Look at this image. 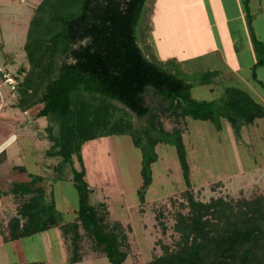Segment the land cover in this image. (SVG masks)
I'll list each match as a JSON object with an SVG mask.
<instances>
[{"label": "trees", "instance_id": "16d2710c", "mask_svg": "<svg viewBox=\"0 0 264 264\" xmlns=\"http://www.w3.org/2000/svg\"><path fill=\"white\" fill-rule=\"evenodd\" d=\"M145 2L41 0L34 8L21 47L26 62L16 73V106L25 111L40 105L34 117L49 122L45 155L58 159L55 178L72 183L77 209L74 217L62 219L53 201L46 202L44 189L33 188L42 177L29 175L28 183H11L4 192L13 196L15 209L3 237L17 240L55 228L65 245V264L82 262L89 251L124 264L130 250L126 230L110 219L105 202L92 201L81 148L99 137L128 135L141 153L139 203L152 183L153 148L160 143L175 148L186 187L181 201L172 202L177 239L162 244V253L144 264H264V193L235 201L196 200L183 144L186 118L216 126L223 118L240 141L244 127L264 118V106L234 87L218 100L193 99L172 66L148 58L138 43ZM243 3L250 27L248 0ZM251 40L260 56L255 68L264 59L253 34ZM132 116L141 125L135 126ZM159 224L165 232L164 222Z\"/></svg>", "mask_w": 264, "mask_h": 264}, {"label": "rangeland", "instance_id": "374dc122", "mask_svg": "<svg viewBox=\"0 0 264 264\" xmlns=\"http://www.w3.org/2000/svg\"><path fill=\"white\" fill-rule=\"evenodd\" d=\"M40 1L0 0V70L7 69L16 75L17 67L26 62L21 47L33 10ZM192 1L165 0V7L159 10L155 31L168 37L176 36L186 55L185 61L177 64L178 67L173 65L171 69L189 84L190 96L195 100H218L225 88L234 87L246 91L255 102L264 106V88L256 86L259 80L264 86V65L251 67L250 70L240 68L241 64H245L244 61L249 60L247 52L243 53L241 48L254 49L251 34L258 41L257 45L262 51L260 55L264 59V24L258 25L253 19L258 7L264 10V0H248V15L252 18L250 27L246 23L243 0H225L232 8L228 11L220 9L218 14L215 13L219 20L220 16L224 20L222 25L211 23L216 20L213 13L205 22L201 19L195 27L194 24L191 27L188 18L204 9L203 3ZM147 9L137 30L138 43L145 54L146 45L151 43L150 32L153 31L149 27L153 26L149 22L152 10L149 11V6ZM240 12L244 13L242 20L239 19ZM227 28L229 33H225ZM253 52L255 58L260 57ZM224 59H227L229 65L232 62L235 64L232 68L237 66L242 70L245 78L238 81L233 77L235 75L223 77L227 70L232 69L223 65ZM15 100L17 92L10 91L0 76V107ZM16 103L11 105L16 107ZM7 108L6 112L0 111V122L9 126L8 135L13 133L16 140L3 149L0 158L7 157L9 164L24 161L29 172L43 176V182L49 187L45 194L47 202L53 201L62 219L72 218L77 209V193L70 181H56L55 172L50 166L56 164L58 159L45 155L49 146L46 139L48 120L40 118L34 122L31 116L28 117L30 122L25 124L26 127L21 128L16 126V122L25 120L27 116L19 109ZM10 115L17 121H11ZM186 120L183 144L192 194L196 200L208 202L222 197L235 201L264 193V118L244 127L240 141L235 139L230 125L223 118L216 122L217 126L208 121ZM132 122L135 126L141 125L133 116ZM166 126L170 127L168 123ZM27 129L29 131L25 136ZM153 152L157 159L151 166L152 183L141 204L136 195L141 183V153L133 146L128 135L99 137L86 142L81 148L85 178L93 188L92 201L105 202L110 219L121 222L126 230L130 250L124 264H144L162 253V244L177 239L172 230L173 211L177 203L173 205L172 202L181 201V192L186 189L185 183L172 145L160 143L153 148ZM6 196L9 195L1 200L4 201ZM1 202L0 215H3L6 214V208L5 204L1 206ZM186 211L183 209L181 212ZM159 213L162 215L159 216ZM159 221L164 222L165 232L160 228ZM56 234V230H49L12 244L1 243L0 235V264L66 262L64 247L59 238L56 240ZM87 254L86 259L77 264H110L104 256L100 257L90 251Z\"/></svg>", "mask_w": 264, "mask_h": 264}, {"label": "crops", "instance_id": "0c3cea01", "mask_svg": "<svg viewBox=\"0 0 264 264\" xmlns=\"http://www.w3.org/2000/svg\"><path fill=\"white\" fill-rule=\"evenodd\" d=\"M154 1L156 3H154ZM217 1L220 3L219 5H217ZM192 2H194V3H197V2L203 3L204 9H203V11L201 13L195 12L194 14H191V17L188 18V21H189L191 27L193 26V24H194V27H195L196 24H198L201 19H203L204 22H205L209 18V16L212 15L213 13H214V17H215L216 20L212 21L211 23H214V25L215 24L222 25L224 20H221L222 19L221 16H220V20H219L218 17L215 15V13L218 14V10H220V9H224V10L228 11V10H230L232 8L231 7L232 5L228 4L225 0H193ZM148 6L150 7L149 11L152 10V7H154L152 12L151 13L149 12L152 15L149 22L153 24V26L149 25V27H152L151 30H153V31L150 32L151 33V37H152L151 38V43H148V45H146L145 50H147V52H146L145 55L148 58L156 61L157 63H159L161 65H165L166 67H168L169 65L172 66V67H173V65L175 67H178L177 64H180L181 62L185 61V59H186V57H185L186 55L184 53L183 46L181 48L182 44L179 43V41H178L176 36L168 37L165 34L162 35L161 33L155 31V29L157 28L158 20H159L158 19V15L160 14L159 10H160V7L161 8L165 7V0H153V1L146 0V2L144 4V9H143L142 16L146 13V9H147ZM162 10H163V8H162ZM254 13H256L255 17L253 18L254 19V23H256L258 25L259 24L263 25L264 24V10H261L260 7H258ZM243 14L244 13H242V12L239 13V19L240 20H242ZM142 16H141V19H142ZM200 16H202V17L200 18ZM190 18H192V19H190ZM141 19H140V22H141ZM242 27L244 28V26H242ZM228 29L229 28L225 29V30H227V31H225V33H229ZM142 50H143V48H142ZM253 50L254 49L251 48V47L250 48H245V49L241 48L240 51H242L243 53L247 52L246 54H248V59L249 60L248 61H244L245 64H243V65L241 64L240 68H242L244 70H250V68L253 67V65L256 63V58L254 56ZM7 61H10V60H7ZM223 61L226 62V63H224ZM223 61H222L223 65H225L227 69L229 68V66L232 68L235 65L233 62L230 63V65H229V63H227V59H224ZM10 62H12V61H10ZM228 62H230V61H228ZM241 63H243V62H241ZM18 67H17V69H18ZM4 70L6 72H8V73H11L7 69H4ZM172 72H175V71L172 70ZM226 72L227 73L225 75H223V77L227 76V78L228 77L230 78V76L235 75L233 77L238 79V81H241V80H243L245 78L244 72H242V70L238 69L237 66H236V68H232L229 71L227 70ZM228 72H230V73H228ZM12 75H15V74H12ZM259 82L261 84L263 83L261 80H259ZM234 83H236V82H234ZM256 86L260 87V84L257 83ZM15 101L17 102V100H15ZM15 101H11L9 105H1L0 111L1 112L2 111L6 112L7 109H8L7 106L18 110L19 108H17V106L13 107L11 105V104H14ZM39 107H40V105H37V106L31 107V108H28L25 111H22V110L19 109L24 116H27L26 119L21 121V122H16L17 120L12 118L13 117L12 115H10V119H12L11 121L16 122V126H20L21 128L26 127L25 124L28 123L29 118L31 116L34 119V122L36 120L40 119V118H35L34 117V115H35L36 111L39 109ZM1 121H2V119H1ZM8 127H9L8 125L4 124L3 122H0V156L3 153V149L6 148L7 145H9L10 143H12L13 141L16 140V136L13 133H10L8 135V133L10 132ZM28 131H29V129H27L25 131L26 132L25 136H27V132ZM12 136L14 137V139L9 141V143H8L9 138L12 137ZM44 160H45V158H44ZM44 160H42V162ZM50 167L52 168V165ZM32 174H33V172H29L28 168L24 165V161H23V163L21 162L20 164H18V163L17 164H14V163L9 164L7 162V157L3 156V157L0 158V202L2 201L1 199H3L5 197V195H9L8 197L6 196V199L1 202L2 203L1 206L3 204H5V208H6V212H7L6 214L0 215L1 243H5V244L11 243L12 244V243L18 242V241H20L22 239L36 236V235H32V236L20 238V239H17V240H11V241H6L4 239V237H3L4 236L3 232L6 231V229L4 230L3 228L6 227V224H7V222L9 221V219L11 217V213L15 209V203H14L13 196L11 195V193L5 194L4 192H6V190L8 189V187H9V185L11 183H14V182L15 183H22V184L28 183L30 181L29 175H32ZM33 175H38V174L35 173ZM38 176L42 177V181L34 183L33 188L42 187L44 189V193L46 194V188H49V187H47L45 185V183L43 182L44 181L43 180L44 177L41 176V175H38ZM56 181H60V180H56ZM45 200L47 202L46 197H45ZM50 230H56L57 231V234L55 236L56 240H57V238H59V240H61L62 247H64V250H65V253H66L65 245H64V243H63V241H62V239L60 237V232L57 229H55V228L50 229ZM47 231H49V230H47ZM13 254H15V253L13 252ZM18 255L20 256V254H18ZM15 258H17L16 255H15ZM8 264H15V263H8ZM30 264H39V262L32 261V262H30ZM61 264H65V262L61 263Z\"/></svg>", "mask_w": 264, "mask_h": 264}, {"label": "built area", "instance_id": "2783aa9c", "mask_svg": "<svg viewBox=\"0 0 264 264\" xmlns=\"http://www.w3.org/2000/svg\"><path fill=\"white\" fill-rule=\"evenodd\" d=\"M1 75V80L4 84H6L10 91H15L17 85H18V79L16 75H12L11 73L6 72L5 70H0ZM12 139H14V137H10L8 140L11 141Z\"/></svg>", "mask_w": 264, "mask_h": 264}]
</instances>
